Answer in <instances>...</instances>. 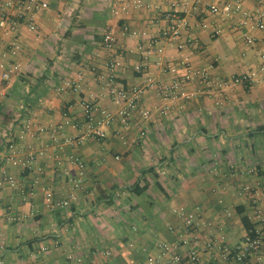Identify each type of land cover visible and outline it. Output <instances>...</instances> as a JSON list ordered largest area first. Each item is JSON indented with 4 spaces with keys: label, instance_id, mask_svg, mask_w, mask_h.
I'll list each match as a JSON object with an SVG mask.
<instances>
[{
    "label": "crops",
    "instance_id": "0c3cea01",
    "mask_svg": "<svg viewBox=\"0 0 264 264\" xmlns=\"http://www.w3.org/2000/svg\"><path fill=\"white\" fill-rule=\"evenodd\" d=\"M8 1L0 0V14L18 17L19 3L9 6ZM38 1L48 7L35 13V32L19 18L12 32L0 37V62L21 65L0 104L6 140L0 142V170L23 173L7 160L9 137L19 145L52 149L50 132L23 136L27 120L45 125L68 120L63 133L74 134L72 123L82 118L84 99L95 100L96 116L104 110L116 115L103 139L89 138L73 149L85 164L81 189L73 191L70 177L54 172L55 157L60 155L71 177L79 174L68 157L70 150L57 149L37 161L42 170L34 211L30 203L20 201L18 191H0L4 206L0 238L6 246L0 247V264H156L149 257L170 258L158 246L163 241L183 254L180 264H213L218 252L211 242L221 240L230 246L242 242L247 236L246 218L264 236L259 217L264 218V73L260 69L264 29H247L256 38L247 44L230 19L210 12V4L223 6L229 0H177L189 19L177 41L166 39L169 21L163 17L173 0H142L141 5L127 0L128 9L118 14L113 12L118 0ZM259 1L243 0V4L254 10ZM107 32L117 38L112 52L103 45ZM155 40L164 46L163 61L177 66L180 75L181 61L187 57L213 77L254 72V81L235 85L222 96L202 92L194 99L172 102L166 114L145 119L143 109L157 110L165 103L156 88L146 87L148 78L170 82L176 77L162 69L154 50L149 51ZM14 43L21 45L16 54L11 52ZM178 43L185 47L179 49ZM112 53L122 61L115 71L117 79L130 89L146 88L127 126L121 123L119 105L107 87L98 83L97 75ZM137 63L143 71L135 69ZM79 72L78 92L57 91L58 85L77 78ZM47 188L64 195L73 192L70 206L46 210ZM178 206L195 213L199 242L185 233V221L174 211ZM6 211L31 215L10 222L3 218ZM41 243L48 244L50 252L34 261L30 252ZM189 249L199 250L198 260H189ZM69 253L81 256L82 262L69 260ZM240 264L261 263L254 254Z\"/></svg>",
    "mask_w": 264,
    "mask_h": 264
},
{
    "label": "built area",
    "instance_id": "2783aa9c",
    "mask_svg": "<svg viewBox=\"0 0 264 264\" xmlns=\"http://www.w3.org/2000/svg\"><path fill=\"white\" fill-rule=\"evenodd\" d=\"M120 3L113 8V12L118 14L125 12L128 9L129 3L127 0H118ZM19 3L20 10L18 17H15L7 12L0 14V37L9 35L18 25L19 18L27 21L30 31L37 30V23L35 21V13L40 9L48 7L47 2H39L38 0H9L7 5L13 6ZM135 5H141L142 0H134ZM158 7V4H155ZM209 10L212 13H219L230 19L231 27L235 30H240L243 33L244 39L247 44H253L256 38L247 29H264V0L259 1V5L254 10H247L244 7L243 0H229L223 6L217 4H210ZM163 17L169 21V30L166 33V39L177 41L182 33V30L189 24V19L184 9H181L177 0H173L172 7L163 12ZM136 32H133L135 34ZM117 38L113 32L104 34L103 45L109 50L113 51ZM177 47L183 49L184 43H178ZM21 50L19 43L11 45V52L16 54ZM155 51L159 56L158 63L161 65L165 72L176 74V77L170 82H155L148 78L146 87L156 88L159 96L165 102L162 107L157 110L143 109V117L150 119L156 117V114H166L170 110L172 102L179 100H191L196 98L199 94L206 93L209 96L219 95L222 96L226 91L235 85H251L254 81V72H246L240 75H228L226 77L211 76L208 69L194 67L189 58L185 57L181 61L184 68L182 75L178 74V67L172 64H167L163 61L164 46L161 42L154 41L149 46V51ZM122 64L121 59L114 58V53L110 55V60L105 70L98 74V83L107 87L110 96L119 105L118 115L120 116L121 123L127 126L131 111L138 106L141 96L146 88H127L121 81L117 79L115 73L116 69ZM138 71H143L141 63L134 64ZM264 73V55L260 67ZM21 65L16 62L5 64L0 62V104L7 92V83L12 79L15 73H19ZM82 72H79L77 78H67L62 84L58 85L57 91L59 92H78L81 88ZM83 114L82 118L77 122L72 123L76 132L74 134L63 133L65 127L70 125V121L66 120L64 123L55 124H35L31 120L25 121L22 134L23 136H38L51 133L52 149L50 147L37 149L32 145L21 144L9 137L6 143L7 160L15 168H19L23 173L22 175L11 172L7 168L0 170V191L5 188H11L19 192L20 201L22 203H30L32 211L35 210L36 204L34 202L36 196L37 183L39 182L38 172L42 169L37 165L40 157H45L52 154L53 150L63 151L69 149L68 157L72 164L76 165L79 169V174L75 178L71 177L70 170L65 164L62 156L56 155L54 172L59 177H70L69 181L71 189L79 190L83 187V175L85 164L77 154L72 153L73 149L83 144L87 139L94 138L101 140L106 136V129L115 120V113L109 110H104L100 117L96 116V103L92 99H84L82 102ZM145 132L142 131V135ZM5 136H8L6 133ZM74 193L64 195L56 192L54 189H45L44 207L49 212H54L59 208H66L70 206ZM4 208L3 203L0 201V209ZM8 210V209H7ZM185 221V233L198 241L200 239L198 226L200 222L196 218L195 213L188 212L183 206H178L174 209ZM33 213V212H32ZM31 214L18 216L12 211L4 212L3 218L7 221L13 222L28 217ZM264 221V218L259 215ZM20 218V219H19ZM258 236L255 238H245L242 242L235 246H230L221 240L211 242V245L218 252V257L214 258L213 264H240L244 262L251 255H256L261 264L264 256V236L260 230H257ZM188 244L187 241H183ZM199 242V241H198ZM58 246V243H55ZM159 248L163 255H169V259L164 260V257H149V260L156 264H180L184 258L183 254L175 252L173 245L169 242H159ZM0 247H4V240L0 238ZM50 252V246L46 243H41L30 252L32 260L38 259ZM106 254L111 256V252L107 251ZM187 256L189 260H198L199 250L189 249ZM69 260L75 262H82V257L74 253L67 254Z\"/></svg>",
    "mask_w": 264,
    "mask_h": 264
},
{
    "label": "trees",
    "instance_id": "16d2710c",
    "mask_svg": "<svg viewBox=\"0 0 264 264\" xmlns=\"http://www.w3.org/2000/svg\"><path fill=\"white\" fill-rule=\"evenodd\" d=\"M245 226L247 228V236L246 238H255L258 236L257 229L255 227V224L252 223L248 218L244 220Z\"/></svg>",
    "mask_w": 264,
    "mask_h": 264
},
{
    "label": "rangeland",
    "instance_id": "374dc122",
    "mask_svg": "<svg viewBox=\"0 0 264 264\" xmlns=\"http://www.w3.org/2000/svg\"><path fill=\"white\" fill-rule=\"evenodd\" d=\"M13 108H14V107H13ZM15 108L18 109V106L15 107ZM3 128H5V123H4V124H3V123L0 124V142H1V139H3L4 142H6L5 137H4V135H3V132H2ZM1 132H2V134H1ZM0 144H1V143H0Z\"/></svg>",
    "mask_w": 264,
    "mask_h": 264
}]
</instances>
